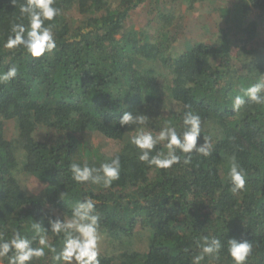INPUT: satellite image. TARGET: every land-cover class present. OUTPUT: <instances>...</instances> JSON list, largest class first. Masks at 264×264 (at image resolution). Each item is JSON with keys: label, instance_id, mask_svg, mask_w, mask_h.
Wrapping results in <instances>:
<instances>
[{"label": "trees", "instance_id": "obj_1", "mask_svg": "<svg viewBox=\"0 0 264 264\" xmlns=\"http://www.w3.org/2000/svg\"><path fill=\"white\" fill-rule=\"evenodd\" d=\"M143 1L56 0L62 10L54 21L57 47L33 60L22 50L3 48L10 24L20 22L23 0L16 8L0 0V72L13 64L20 69L11 83L0 84V233L11 238L18 229L31 237L33 218L67 219L75 202L88 195L97 201L105 242H118L116 251L100 252L101 264H192L198 254L194 238L205 235L225 245L230 238L247 239L253 244L247 264H264V106L235 115L231 110V97L264 73V38L257 37L264 0L219 8L229 28L240 33L233 54L229 28L207 42L182 33L180 21L172 24L174 15L161 14L163 24L153 34L145 26H127ZM168 1L193 8L204 0ZM72 10L82 16L80 23ZM178 36L181 44L175 46ZM186 104L201 116L202 137L212 142L213 155L193 154L189 165L182 158L166 170L139 162L129 143L134 126L115 121L124 111H139L151 118L154 132L166 121L180 131ZM95 135L120 147L108 154L94 144ZM116 155L121 176L110 188L71 179V163L87 160L98 167ZM232 155L247 174L246 191L238 194L226 179ZM30 178L41 188L28 189ZM62 191L67 196L60 201ZM47 239L59 251L60 238L48 232ZM51 255L33 264H53ZM201 264L232 261L225 247L218 260L205 257Z\"/></svg>", "mask_w": 264, "mask_h": 264}, {"label": "clouds", "instance_id": "obj_2", "mask_svg": "<svg viewBox=\"0 0 264 264\" xmlns=\"http://www.w3.org/2000/svg\"><path fill=\"white\" fill-rule=\"evenodd\" d=\"M14 8L17 0H11ZM20 22L10 24V33L3 43L8 50H22L30 59L36 60L52 53L57 47L54 33V21L61 15L62 10L56 6V0H23L19 3ZM20 69L13 64L6 71L0 72V84L11 83L19 74ZM259 72V71H258ZM254 83L240 87L239 92L231 97V110L234 115L253 105L264 106V73ZM182 116V129L177 130L170 121L158 131L148 127L151 118L139 111H124L115 121L120 127L134 126L135 135L130 136L129 143L137 150V159L149 168L166 170L174 165H189L193 154L209 157L213 155V145L209 139L202 137L201 116L186 104ZM203 143L198 144V139ZM159 146V147H158ZM155 153V154H153ZM227 182L230 191L238 194L246 191V171L235 155L228 158ZM71 179L80 185L93 184L110 188L114 181L121 176V158L114 156L110 161L101 162L97 167L87 160L83 164L71 163L69 166ZM67 196L65 191L59 193V200ZM97 201L86 195L71 207V216L63 215L33 218L31 223L32 235H22L14 229L11 238H5L0 233V264H33L34 261L45 258L51 253L53 264H101L100 216L96 213ZM47 218L48 227L43 226ZM51 232L60 238L62 246L59 251L54 244L48 242L47 233ZM38 243L39 246H33ZM198 254L192 257V264H201L205 257L218 260L226 247L227 255L232 264H247L253 251V244L247 239H227V244L215 236L205 235L194 238ZM47 250V251H46Z\"/></svg>", "mask_w": 264, "mask_h": 264}, {"label": "rangeland", "instance_id": "obj_3", "mask_svg": "<svg viewBox=\"0 0 264 264\" xmlns=\"http://www.w3.org/2000/svg\"><path fill=\"white\" fill-rule=\"evenodd\" d=\"M236 1L238 0H204L201 3H197L193 8H190L188 3L185 1L172 2L171 4L168 1L166 4L165 0H144L131 11L130 18L127 21V26H132L136 29L145 26V28L150 30L151 34H153L155 33L154 30L157 31L156 29L163 24L161 21L158 22L161 14L167 17L174 15L175 17L171 19L172 24H174L175 21H180L183 26V28L181 27L182 33L185 32V34L191 37L192 40L204 39L209 42L218 38L220 35V29L224 28L227 30L230 27V25L225 23L224 18L221 17L219 8L225 6L233 7V4ZM254 13L255 12H252V16ZM71 15L77 19L78 23L82 20V16L76 10H72L70 16ZM149 23L155 26H152L151 28ZM237 31L238 27L236 26L232 27V29L228 31L230 35L231 54L235 53L240 43V33H237ZM257 35L258 38H264V16L262 19L259 18ZM119 36L120 34L116 35L117 38ZM181 40L182 36H178L177 40L174 41V45H180ZM10 123L8 135L12 132V126ZM93 137L94 144L99 145L101 150L108 154H113L120 147L117 142L107 140L105 137L100 135H95ZM26 186L30 190H38L42 185L35 179L30 178V180L26 182ZM117 244L118 242L114 243L115 247L112 246V244L110 245V243L105 242L104 234H100V252H110L112 248L116 251V248L118 247Z\"/></svg>", "mask_w": 264, "mask_h": 264}]
</instances>
